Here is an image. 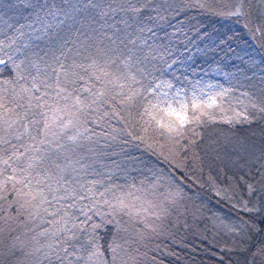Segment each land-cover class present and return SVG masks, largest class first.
I'll use <instances>...</instances> for the list:
<instances>
[{
	"label": "snow or ice",
	"instance_id": "snow-or-ice-1",
	"mask_svg": "<svg viewBox=\"0 0 264 264\" xmlns=\"http://www.w3.org/2000/svg\"><path fill=\"white\" fill-rule=\"evenodd\" d=\"M125 3L120 11L156 13L149 20L193 8L211 12L220 4L227 10L216 14L247 21L254 3L264 18V0ZM33 7L26 42L19 39L23 25L19 36L0 39V249L37 257L31 264H138L126 245L143 239L145 229L158 234L155 220L182 198V189L162 172L137 167L129 146H143L183 169L209 124L264 116V87L257 94L239 82L225 87L181 80L173 73L179 61L169 62L172 50L164 45L117 41L103 31L61 35L50 30L64 21H52L66 13L47 3ZM107 9L103 15L118 10L111 4ZM176 25L174 35L184 31V20ZM145 31L154 35L140 29ZM255 33L264 35V28ZM9 67L12 74L4 76ZM121 154L130 166L113 159ZM107 225L114 235L103 243L99 230Z\"/></svg>",
	"mask_w": 264,
	"mask_h": 264
},
{
	"label": "trees",
	"instance_id": "trees-1",
	"mask_svg": "<svg viewBox=\"0 0 264 264\" xmlns=\"http://www.w3.org/2000/svg\"><path fill=\"white\" fill-rule=\"evenodd\" d=\"M153 2L158 6L163 0ZM37 3H47L66 13L52 21L54 24L64 21L50 30L61 35L76 34V30L103 31L117 41L130 37L138 42L147 40L156 47L164 45L172 50L169 62L174 58L179 61L173 65V73L181 80L187 77L193 83L199 81L201 86L225 87L229 82L233 85L239 82V86L251 87L257 94L264 87L260 79L264 77V35L255 33L257 27L264 28V18L259 16V6L255 3L247 21L216 14L227 10L220 4L214 5L211 12L193 8L182 10L179 17L149 20L156 13L120 11L121 7H127L125 0H93L98 7L90 6L88 0H0V39L19 36L18 30L23 25L25 35L19 39L26 42L31 34L27 25L35 19L33 6ZM109 4L118 10L103 15L101 9L107 12ZM177 19L184 20V31L174 35ZM246 23L249 27H245ZM141 28H151L154 35L147 31L141 33ZM189 39L193 41L191 44ZM11 74L10 67L3 73L4 76ZM253 117L250 123L217 122L203 128L201 139L188 152L183 169L174 168L143 146H129L128 154L135 158L132 162L137 167L162 172L182 189V198L168 209L167 215L155 220L158 234L145 229L143 239L133 237L126 245L138 264H264V116L254 113ZM212 127L231 136L233 161L209 148L213 136L208 132ZM113 159L122 166H130L123 154ZM101 163L110 165L111 161L102 159ZM245 204L252 210L244 211ZM229 219L239 223L237 230L228 228L225 220ZM22 232L23 229L15 235ZM99 233L102 242L107 243L113 238L114 229L107 225ZM121 236L127 238L128 234L121 233ZM4 243L9 244L10 239ZM36 259L20 252L12 253L7 247L0 249V264H31Z\"/></svg>",
	"mask_w": 264,
	"mask_h": 264
},
{
	"label": "rangeland",
	"instance_id": "rangeland-1",
	"mask_svg": "<svg viewBox=\"0 0 264 264\" xmlns=\"http://www.w3.org/2000/svg\"><path fill=\"white\" fill-rule=\"evenodd\" d=\"M208 135H211V137L213 136L212 141L208 143L209 148H212L214 150L216 149L223 158L229 161H233V140L231 136H225L219 130H217V127H212V129L209 130ZM225 222L228 228L234 230L238 229L239 223L237 221L229 219L225 220Z\"/></svg>",
	"mask_w": 264,
	"mask_h": 264
}]
</instances>
